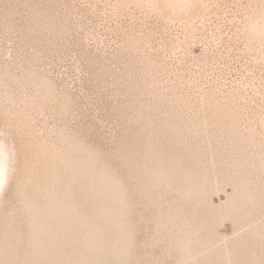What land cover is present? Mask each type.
Here are the masks:
<instances>
[{
    "label": "bare ground",
    "instance_id": "bare-ground-1",
    "mask_svg": "<svg viewBox=\"0 0 264 264\" xmlns=\"http://www.w3.org/2000/svg\"><path fill=\"white\" fill-rule=\"evenodd\" d=\"M231 1L229 37L240 43L235 45L246 69L241 78L225 82L219 70L231 49L217 47L224 39L222 23L206 25L221 14L220 0H86L90 15L102 10L105 18H114L109 31L116 42L96 52L82 46L77 88L66 80L68 71L58 76L54 67L60 58L73 60L77 44L95 36L72 27L70 0H0V7L16 6L7 20L0 11V130L8 112L33 145L20 194H15L19 177H13L0 199V260L16 259L17 244L27 250L36 235L45 247H33L22 258H126L121 185L134 190L132 219H151L166 232L161 262L180 259L167 251L177 238L190 239L207 264L260 258L264 114L258 110L264 105L256 109L255 99L244 96L257 93L264 81L259 40L249 43L244 31L247 18L258 15L260 0ZM168 4L195 7H164ZM73 36H79L77 44ZM201 41L206 48L196 57L192 47ZM215 59L219 65L206 73ZM195 66L203 79L191 75ZM86 86L96 95L95 116L117 123L105 134L108 149L85 128L83 114L91 110L83 112L79 100L89 96ZM95 116L89 114L91 120ZM3 140L19 152V135ZM226 219L239 226L232 236L219 230Z\"/></svg>",
    "mask_w": 264,
    "mask_h": 264
},
{
    "label": "rangeland",
    "instance_id": "rangeland-1",
    "mask_svg": "<svg viewBox=\"0 0 264 264\" xmlns=\"http://www.w3.org/2000/svg\"><path fill=\"white\" fill-rule=\"evenodd\" d=\"M78 1L80 3V6H78L76 8V4H75L76 1L75 0H70L71 8H72L73 12H75L72 15V20H73L72 27L75 28V26H79V28H81V30H83V32H85V36H90V34H94L95 38L93 36H90V40L88 41V43L85 40H81V42H79V44H77V42H75V38H77V40H79V36H73V38H71V40H73V42H75V44H77V48H79V52H75V50H77V48H75V50H71V52H75V56H73V54H69V56H73V60H69V58H67V60H63V62H61V58H60L59 62H58L59 64L54 67V71H55L56 75L58 74V76H61L62 75L61 73L63 71H65V70L68 71L69 74H73V76H71V78H69V74L65 75L66 80H68L71 83L70 84L71 87L76 85L77 88H80V86H79V77H80L79 76V72H80L79 66H80V63H77V62H79L78 61L79 60L78 56L79 57L81 56L82 46L89 48L90 51L96 52V51H101V48L105 49V48L109 47V42H111V40H113V42H111V45L114 44L116 41H114V34H113L115 32H110L109 31L110 26L111 25H115L114 18L113 19L105 18V15L103 14L104 12L102 10L97 12L96 13L97 15H90V12H88V11H91L90 8H91L92 5H90V3H87L86 0H78ZM220 3L223 5L222 7H224L220 11L221 12V14H220L221 16L220 15H218V17L216 16L214 19H212V21L206 22V25L210 26V25H212L215 22L222 23L221 24V28L223 29V32H224L222 34V37L224 39L222 41H218L219 44L217 45V47L219 46L222 49V52L223 51L225 52L226 50H230V49H231L230 50V52H231L232 50L237 49L238 46L240 45V43L239 42L237 43L236 41H235V44L237 43L238 46L235 45L234 42L229 37V34L231 33V30H232V26L229 25V24L231 23L230 22L231 19H233V14L234 13L232 12V10H233L232 7L234 6V4L232 3L231 0H220ZM98 4L101 7H103L107 3L106 2L105 3L104 2H101V3L99 2ZM1 10H2V7H0V11ZM0 17H1V13H0ZM87 18H89V20H91V22L89 20H87ZM16 21H19V19H16ZM209 28L212 29L211 26ZM75 30H77V28H75ZM77 32H79V30H77ZM71 34H73V32H71ZM79 34H81V32H79ZM81 38H83V36H81ZM96 39H98L97 43H96ZM210 40L211 39H209L208 41H210ZM224 40H226V41L224 42ZM229 42H230V44L232 46L234 45L233 47L235 49L233 47H229L230 46ZM6 45H7V43H6ZM68 46H69V48H71V46H73V44H71V41L68 44ZM204 48H206V44L204 42H202V41L201 42H197L192 47V52L194 53V55L196 57H201L204 54ZM213 49H215V47H213ZM235 51H237L238 53L235 52ZM235 51H233L231 53L229 52V54L225 55L227 58L222 59L223 62H224L223 63V65H224L223 68L221 67L222 70L221 69L220 70L219 69H214V71H216V72L218 70L221 72V75H222L221 77L223 78L222 79L223 81L226 80L227 82H230V81L235 80V79H237L239 77L241 78L242 77L241 75L244 73V71L246 69L245 68L246 67L245 66V61L246 60H245L244 53L242 52L241 49L239 50V48L237 50H235ZM59 53H61V50L59 51ZM76 53H77V55H76ZM164 55H166V53ZM60 57H61V54H60ZM210 58H211V56H210ZM219 58L220 57H216V59H219ZM216 59L212 60V62L210 63V66H209V69L211 68V70H209V72L207 71L206 73L210 74L213 71V68H215V66L219 65L216 62ZM173 61L176 62L177 60H173ZM81 68H82V70H84V67H81ZM87 74H88V72L85 71V75L84 76H86ZM191 75H193L195 80L197 78H198L197 80H201V79L204 78V75L201 74V72H199L197 70L196 66L193 67ZM173 77L175 78L176 76L173 75ZM192 80H193V78H192ZM260 88H263V86H261ZM260 88L257 91V93L252 92L253 90L248 91L246 94L244 93V96L247 99L250 100V99H252V97L255 99V101L251 102V105H252V107L255 106L256 109H258L260 107V105L261 106L264 105V93H263V91L260 90ZM84 90H85V92H89V96H83V100H79L80 101L79 105H81V107L83 109L82 110L83 112H85V110H91V112H85V114H87V116H85V114H83L84 117H85L84 118V122L86 124L85 128L87 129V131L89 133H91L90 135H92V137H96V136L100 137L102 139V142L105 143L104 146L105 147L106 146L109 147L112 144L108 143V140L105 138V136L107 135V133L111 132V129H110V128H112L111 124H113V127H114V126L117 125V123L113 120V118L109 119L108 121L107 120L106 121H101L100 119H98L97 116H95V112H97V114H99L100 111L96 109V105L91 104V98H93V100H94L96 95L95 96H91V94H94V93L90 90L89 86H86V88H84ZM85 92L82 93V94H85ZM251 92H252V94H251ZM248 94H251V95H248ZM258 111H262V110H258ZM89 114H91V116H95V118H97V120H95V122H93V120L95 118H93V120H91V118H89ZM87 120H91V122H89ZM110 121H111V123H110ZM86 122H88L89 124L86 123ZM96 122H97V126H96ZM101 124H103V126H105V128H103V126H101ZM108 124H110V125H108ZM107 126H109V130H106ZM102 128L105 129V130H103ZM95 131H96V133L94 134ZM103 132H105V133H103ZM97 133H99V134H97ZM107 147H106V149H108ZM122 173L125 176V172H122ZM125 177H127V176H125ZM131 180L132 181H137V180L132 179V178H131ZM226 189L228 191H230L231 190V186L230 185L226 186ZM143 202L149 206V203L147 202L146 199ZM144 207H145V205L142 204L141 208L143 209ZM141 214H143V213H141ZM133 223H134L135 229H136V231L138 233V240H139L140 245H143L144 241L146 239L149 240L150 243H149L148 246H145V247H139L138 246L137 249L132 253L131 258H133V260H137V261L141 260V261H145V262L157 260L159 256H162L161 255L162 254L161 250L159 249V247L153 248L150 245L151 244V240H152L151 235L154 236L156 234V232H157L156 226L152 225V220L151 219H148V218L141 219V216L135 218L133 220ZM141 227H143V229H141ZM238 228H239V226L237 224H235L233 220L226 219L222 223V225L219 227V230L221 231L222 234H227V235L232 236V235L235 234V232H236V230ZM139 229H141V231H139ZM162 232H163V235L166 233L165 231H162ZM165 260L169 261V258L166 257ZM169 262L167 264H169Z\"/></svg>",
    "mask_w": 264,
    "mask_h": 264
},
{
    "label": "snow or ice",
    "instance_id": "snow-or-ice-1",
    "mask_svg": "<svg viewBox=\"0 0 264 264\" xmlns=\"http://www.w3.org/2000/svg\"><path fill=\"white\" fill-rule=\"evenodd\" d=\"M15 5L12 4H4L3 15L5 20L10 18V10L15 8ZM154 8H160V5L150 6ZM164 7L169 9H175L177 7L182 9L193 8L195 5L190 4H168ZM251 7V6H248ZM258 8V15L254 14L251 17L247 18V25L244 29L245 33L249 37V43H251L254 39L259 40L260 52L262 53L261 63L264 65V0H260V4L256 6ZM11 57V53H9V58ZM262 76H264V72H262ZM262 86H264V81H262ZM262 114H264V106H262ZM16 118L12 116L10 113L6 112L4 114V130H0V199L7 194V190L12 183L13 177H19L16 189V195L18 196L23 188V176L27 173L31 155L33 153V145H29L24 140V133L21 130V127L16 122ZM264 123V120H262ZM13 135H19L21 140V147L19 152L13 147L9 149L4 142L3 138ZM262 139H264V133H262ZM22 157V159H21ZM262 167H264V154L261 156ZM122 191H124V200H123V208H124V216L123 221L127 232L126 238V251L125 257L119 260H74V259H29L22 258L26 255V251L30 252L33 247L44 248L45 244L40 239L38 235L34 237L35 243H30L28 245L27 250L21 243L17 244L16 248V259L12 260H0V264H167V262H161L160 260L153 261H137L133 260L130 257L132 253L137 249V247H145L149 245V240H145L143 245H140L138 240V233L135 229L133 223V196L134 190L131 188H124L121 185ZM163 199V197H161ZM261 202L264 205V192L261 193ZM264 211V209H262ZM262 227L259 233L260 240V258L257 259H237V260H229L227 264H264V220L261 222ZM225 241L228 238H223ZM167 238L163 236V232L161 231V226L157 224V232L152 237L151 246L153 248L162 246L166 242ZM168 253L177 252L180 255V259L176 261V264H207V262H203L198 259L197 255L194 252L192 241L189 239L184 243H179V238L177 241H174L172 246L167 249Z\"/></svg>",
    "mask_w": 264,
    "mask_h": 264
}]
</instances>
